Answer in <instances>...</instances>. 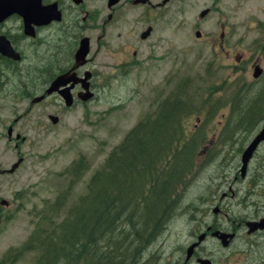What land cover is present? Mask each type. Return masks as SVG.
<instances>
[{
    "label": "rangeland",
    "instance_id": "374dc122",
    "mask_svg": "<svg viewBox=\"0 0 264 264\" xmlns=\"http://www.w3.org/2000/svg\"><path fill=\"white\" fill-rule=\"evenodd\" d=\"M82 4L93 15L92 21L88 23L87 20V23L92 27L89 31L90 56H95L88 66L95 68L102 77L107 75V87L101 88L102 79L98 76L95 97L84 106L66 110H58L52 98L30 103L29 99L21 97L20 92L27 88L31 97L34 96L38 93L41 77L34 76L28 82L22 73L23 68L29 64L36 67L37 59L45 58L43 56L52 51L47 48V54H43L45 47L38 46L23 49L25 60L21 67H17L16 73L10 72L8 78L3 79L6 84L0 88V200L6 201V204H0V258L8 249L19 247L42 215L40 212L45 205L59 194L66 195L61 208L65 212L66 207L83 192L87 179L110 149L141 115L151 112L156 100L164 97L184 78V82L191 85L187 92L196 98V108L209 96L207 91L210 90L206 87L212 83L224 90L210 98L212 102L217 101L219 109L208 122H205V116L209 114L206 112L207 103L184 118L185 129L202 128L200 130L208 143L200 146L202 150L192 172L186 177L185 186L176 188L172 196L176 213L167 219L162 233L149 244L147 253L157 248L183 245L187 229L200 216L210 222L216 204L230 218V215H239L244 210L239 200L243 198L245 183L250 181L255 167H262L257 172L259 181L264 182L263 145L246 173L244 171L246 178L237 176L234 180L233 174L237 171L240 174L239 155L226 158L227 151L215 152L214 142L209 143L214 141L217 121L224 120L227 114L226 106H223L226 109L221 108L226 89H235L242 81L256 89L264 83V0H168L151 9L153 13L149 20L140 19L146 14L141 4L133 5L122 0L117 9L118 13L122 12L121 17L109 21L105 19L108 12L105 0H83ZM204 8H208L207 13L199 17V11ZM11 19L8 23H16L14 18ZM147 24L152 29L141 40L139 32ZM101 26L106 36L99 40L100 47L95 52V37L101 33ZM221 28L223 37L220 42ZM195 30L200 32L198 37L194 36ZM52 42V39L48 41ZM116 44H124L127 53L114 49ZM120 60L125 61L124 65H117ZM255 64L262 68L257 79L252 76ZM262 93L264 99V89ZM258 112L257 107L246 120L251 121ZM49 113L58 116L55 123L47 119ZM250 132L236 131L235 139L227 143V149L245 145ZM208 155L212 160L205 162ZM80 156L89 167L80 179L69 185L71 189L65 191L68 177L62 172ZM19 158L16 168L7 172ZM220 160L224 163L220 164ZM217 186H224L222 190L227 193L221 201ZM225 186H232L235 195L230 197ZM222 216L218 215V219ZM190 217L194 220L189 221ZM206 247L210 248V245ZM35 257L33 251H23L11 264H32ZM229 263L242 264L235 260Z\"/></svg>",
    "mask_w": 264,
    "mask_h": 264
},
{
    "label": "trees",
    "instance_id": "16d2710c",
    "mask_svg": "<svg viewBox=\"0 0 264 264\" xmlns=\"http://www.w3.org/2000/svg\"><path fill=\"white\" fill-rule=\"evenodd\" d=\"M184 81L175 83L150 113L141 115L127 130L65 212L61 209L65 194L45 205L28 237L19 247L8 249L0 264H11L28 250L36 254L32 264H132L161 234L174 212L172 196L178 186H185L200 146L206 142L202 128L185 129L184 118L207 103L208 122L219 109L217 101L210 98L223 91L222 86L212 83L206 87L209 96L196 108V98L187 92L191 85ZM263 89L264 83L256 89L244 81L235 89H226L221 108L227 105L223 127L227 135L235 130L248 134L258 122H264ZM257 107L259 112L251 118L250 126L229 122L246 120ZM207 158L205 162L212 160L211 155ZM88 167L82 156L69 163L62 172L68 177L65 191Z\"/></svg>",
    "mask_w": 264,
    "mask_h": 264
},
{
    "label": "flooded vegetation",
    "instance_id": "af4514ba",
    "mask_svg": "<svg viewBox=\"0 0 264 264\" xmlns=\"http://www.w3.org/2000/svg\"><path fill=\"white\" fill-rule=\"evenodd\" d=\"M121 1L122 0H117L115 3L108 5L107 0H105V6L108 10L105 15L107 21L121 17L120 14L122 12L118 13L117 11ZM127 1L133 5L141 4L142 7H145L144 13L146 12V14H144L143 18L140 17V19L149 20L150 14L153 13L151 9H156L157 6L164 5L168 0H159L153 3L151 0H144V2L136 3H133L134 0ZM52 2L55 3L56 9L59 11V19L51 20L42 25H31V29L27 30V33L23 30L21 18L16 14H11L0 21V36H4L12 49L19 54V59L17 60L0 54V60L1 58L4 59L3 63L0 62V88L6 84V82H3V79L8 78L10 72L16 73L18 66L19 68L21 67L20 64L25 60L23 49L41 46L42 48L45 47L43 54H47V48H52V51H50L47 56H43L45 58L37 59L38 64H36V67L33 68L31 67L32 64H29L23 68L22 73L25 74L27 80L30 76L41 77L37 89L38 93L31 97L27 88H23L20 95L22 98L29 99L30 101L33 97L44 94L42 99L34 103H41L52 98L58 110H66L77 105L84 106L88 101L92 100L98 89V76L102 79L101 88H104L107 87V75L102 77L95 68L88 66L95 56L94 54L90 56L89 31L92 27L88 25V23L92 21L93 15L82 4L83 0H78L77 2L74 0H40L42 5ZM11 18H14L16 23H8L13 20ZM146 27H149L148 33L142 37L141 34ZM101 28V33L97 34L95 37V52L99 50V40L106 36L105 29L102 26ZM151 29L149 24L145 25V28L139 32V38L141 40L145 39ZM221 31L222 28L218 34L220 42L223 37V31ZM84 37L87 39V52L84 57V62L79 64L77 62L80 61V59L76 58V51L80 40ZM51 39L53 42L48 43ZM123 47L124 44H116L114 49L120 50V53H127ZM115 51L116 50H113V52ZM133 53L134 51L132 54ZM124 60H120L117 65H124ZM11 66H13V68H11ZM254 67L260 68L257 64L253 65V68ZM33 71H35V73ZM261 73L262 68H260L259 74L253 78L257 79ZM60 75H64L63 80L67 79V82L59 86L58 89H65V92L62 90L63 93L58 91H53L49 94L44 93V90L50 82ZM88 92L91 93L90 96L85 95ZM66 100L69 101V104H66ZM157 101L158 100L155 101V104ZM223 115L224 114H221V116ZM50 116H54L57 119L58 116L50 113L47 114V119L51 123H55L57 119L55 122H52ZM229 122L235 125L238 123L240 125L244 124L245 126L251 125L250 120L236 121L231 119ZM225 123V119H219L217 121L218 129L213 136L214 141L211 140L209 142H214L212 147L215 152L217 151L219 153L222 150L227 151V157L222 156V158L234 157L236 154L239 155L240 158L242 150L250 139L262 126H264L263 121L258 122L255 125L256 128L249 133L245 145L239 146L238 149L233 148V150H228L227 143L234 141L235 138L234 134H226V130L223 128L224 125H226ZM261 145L264 146V139L258 143L253 151L246 164L245 173ZM229 154H232V156H228ZM262 158L264 159V154ZM221 163L224 162L220 160V164ZM254 169L255 171L250 177V181L245 183L246 187L243 198L241 197L239 200V203L244 207V210H242L239 215H230V218L226 215V212H223L219 207V204H216L212 209L214 214L210 222H205L203 216H200L197 218L195 224L187 229L185 234L186 240L183 245L166 247L164 249L163 247L162 249H153V251L150 250L151 253L149 251L150 254L147 253L149 247L145 248L146 250L144 252H142V250L135 256L132 264H230L229 261L232 262V260L240 261L242 264H264V225H248V223L264 221V199H262L264 198V182L259 181L260 175L257 172V169H262V167L257 166ZM238 174V171L233 174L234 180L237 176L241 179L246 178L244 174L241 176ZM223 187L224 186L216 187V190L220 191L218 196L220 201L225 198V196L227 197V193L222 190ZM225 188L230 193V197L235 195V190L232 189V186H225ZM221 214L223 215L222 219H218V215ZM193 220V217L189 218V221ZM214 232H216V234H213ZM206 245H210V248H207ZM124 262H126V259H124ZM126 264H130V261Z\"/></svg>",
    "mask_w": 264,
    "mask_h": 264
},
{
    "label": "water",
    "instance_id": "95a60500",
    "mask_svg": "<svg viewBox=\"0 0 264 264\" xmlns=\"http://www.w3.org/2000/svg\"><path fill=\"white\" fill-rule=\"evenodd\" d=\"M78 1V0H74ZM117 0H107V4L111 5L115 3ZM136 2H144V0H134L133 3ZM208 11V8H204L199 12V17L204 16V14ZM11 14L18 15L22 20L23 30L27 33L29 29H31V25H42L45 24L51 20H57L59 19V11L56 9L55 3H49L46 5H42L40 3V0H0V21L5 19ZM149 27H146V29L142 32L141 36L144 37L148 33ZM195 36L197 37L199 35L198 30L194 32ZM87 52V39L84 37L80 40L79 46L76 51V58L80 59L77 63L82 64L84 62V57ZM0 54L10 57L12 59H19V54L15 52L12 47L10 46L9 42L4 36H0ZM260 72V68L254 67L252 76L256 77ZM64 75L57 76L55 79H53L50 84L46 87L44 90V93L49 94L53 91H58L60 93H63L62 90L65 89H58L59 86L64 85L67 82V79L63 80ZM62 91V92H61ZM85 95H91L90 92L86 93ZM44 94L37 95L33 97L30 102H38L40 99H42ZM67 96V95H66ZM66 104H69V101L66 100ZM50 119L52 122L56 121V117L50 116ZM7 135H10V129L7 131ZM17 137V136H16ZM264 139V126H262L255 135L250 139L248 144L245 146V148L242 150L240 155V166L239 171L240 175H243L246 164L248 160L250 159L253 151L257 147L258 143ZM20 162V158L13 162L9 169L6 170L7 172H12L18 163ZM0 204H6L5 200H0ZM248 225H257V226H263L264 221H259L255 223H248ZM213 234H216L214 232ZM206 262V261H205Z\"/></svg>",
    "mask_w": 264,
    "mask_h": 264
}]
</instances>
